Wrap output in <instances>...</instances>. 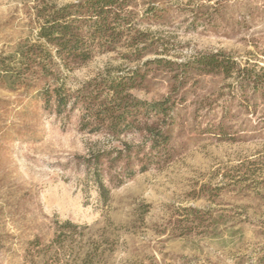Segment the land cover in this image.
<instances>
[{
  "label": "rangeland",
  "instance_id": "rangeland-1",
  "mask_svg": "<svg viewBox=\"0 0 264 264\" xmlns=\"http://www.w3.org/2000/svg\"><path fill=\"white\" fill-rule=\"evenodd\" d=\"M37 1L75 0H0V58L34 42ZM150 6L162 21L136 28L153 52L140 61L122 59L123 46L96 54L67 73V86L141 67L133 95L172 101L171 72L143 63L222 51L247 68L242 87L189 73L160 117L172 122L168 143L152 150L137 131L118 140L80 131L76 112L44 107L39 80L0 83V264H88L86 252L90 264H264V0H136L134 16ZM119 141L139 146L149 163L103 202L83 158Z\"/></svg>",
  "mask_w": 264,
  "mask_h": 264
},
{
  "label": "trees",
  "instance_id": "trees-1",
  "mask_svg": "<svg viewBox=\"0 0 264 264\" xmlns=\"http://www.w3.org/2000/svg\"><path fill=\"white\" fill-rule=\"evenodd\" d=\"M135 1L75 0L59 6L37 1L34 6L37 22L34 42L18 46L13 56L0 58V83L15 89L28 87L31 82L39 80L45 84L42 92L44 107L54 109L58 115L76 112L80 131L92 135L102 133L110 140L137 131L145 135L150 149L165 146L169 139L167 129L172 122L169 117L167 124H161L160 117L167 116L171 109L167 102L172 106L176 103V92L185 86L189 73L221 75L235 80L242 87L247 68H241L222 51L198 53L180 63L164 58L146 60L143 66L162 65L171 72L168 81L174 96L172 101L167 97L162 101L148 102L133 95V91L140 90L145 81L140 73L141 67L120 73L116 69L115 73L107 69L80 82L75 88L68 87L67 73L86 64L96 54L113 53L123 46L122 59L140 61L154 51L153 43H147L148 35L136 27L138 23H158L164 13L150 6L137 19L133 10ZM202 8V4L197 6V10ZM253 88L256 91L262 89L255 84ZM182 100L184 96L178 101ZM140 151L139 146L121 141L118 146L89 149L83 165L86 177L95 186L101 201H107L110 190L137 171L147 170L148 158L145 154L139 158ZM65 225L71 226L69 222ZM32 244L36 245L35 242ZM91 253L86 252L81 261L90 264L87 255Z\"/></svg>",
  "mask_w": 264,
  "mask_h": 264
}]
</instances>
